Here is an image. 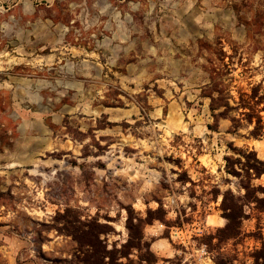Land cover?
<instances>
[{
  "label": "rangeland",
  "instance_id": "374dc122",
  "mask_svg": "<svg viewBox=\"0 0 264 264\" xmlns=\"http://www.w3.org/2000/svg\"><path fill=\"white\" fill-rule=\"evenodd\" d=\"M262 171L264 0H0V264H263Z\"/></svg>",
  "mask_w": 264,
  "mask_h": 264
},
{
  "label": "trees",
  "instance_id": "16d2710c",
  "mask_svg": "<svg viewBox=\"0 0 264 264\" xmlns=\"http://www.w3.org/2000/svg\"><path fill=\"white\" fill-rule=\"evenodd\" d=\"M213 102H215V99H213ZM214 109V108H213ZM262 174H264V171L261 172ZM262 258H263V262H264V249H263V252H262ZM264 264V263H263Z\"/></svg>",
  "mask_w": 264,
  "mask_h": 264
}]
</instances>
